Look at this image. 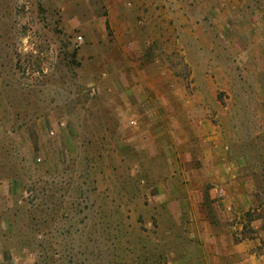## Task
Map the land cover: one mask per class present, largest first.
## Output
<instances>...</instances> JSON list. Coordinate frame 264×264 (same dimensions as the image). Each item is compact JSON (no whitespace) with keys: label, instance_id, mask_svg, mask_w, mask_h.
<instances>
[{"label":"rangeland","instance_id":"374dc122","mask_svg":"<svg viewBox=\"0 0 264 264\" xmlns=\"http://www.w3.org/2000/svg\"><path fill=\"white\" fill-rule=\"evenodd\" d=\"M138 71L235 121L251 198L207 207L221 233L168 222L170 188L218 197L154 157ZM242 238L264 264V0H0V264H233Z\"/></svg>","mask_w":264,"mask_h":264},{"label":"crops","instance_id":"0c3cea01","mask_svg":"<svg viewBox=\"0 0 264 264\" xmlns=\"http://www.w3.org/2000/svg\"><path fill=\"white\" fill-rule=\"evenodd\" d=\"M222 6L225 4L222 3ZM206 10H209V6ZM156 74L151 71H138V76L143 81L135 84L140 89L139 99L150 98L148 108L155 111V115L148 121L153 142L156 144L153 151L158 152L154 153V157L156 155L167 157L169 171L166 172L172 175L186 173L190 178L193 175L202 176V181L214 184L207 189L209 198L218 197V201H209L206 205L203 198L205 190L202 186L198 187V184L191 185L190 191L187 187L186 194L180 193L176 187L170 188L168 198L161 199L162 206L165 205L171 209L166 215L168 222L175 223L176 230L179 232L178 223L182 221V215H185L191 224L193 233H210V235L221 233L219 230L213 232L214 224L211 223V217H214V211L207 207L215 210L218 206L216 211L221 214L219 207L226 208L233 205L236 209L243 201L250 203L251 198V194L244 197L239 192L240 185L243 184L240 179L242 169L246 165L242 153L234 148V138L229 135V123L232 122L231 130L234 134L235 121L226 120L227 113L221 112V109L215 115L216 117L211 119L201 111L202 105H200L199 97L189 96L182 88L174 90L171 95L172 100H168L167 97L161 100L157 95V92H160L158 81H153ZM129 89L134 90L135 88L130 86ZM150 92H154V96H151ZM164 111L174 114L170 120L160 119L158 113L161 114ZM219 114L225 121H228V124L219 117ZM139 138L136 139L137 142H140ZM186 167L187 170L184 169ZM248 182V187L245 186V188L253 190L254 184L248 180L246 185ZM208 210L211 212L209 213ZM253 247L255 245L245 238L236 242L230 239V245L224 248V254L231 258L233 264H258L257 251L251 250Z\"/></svg>","mask_w":264,"mask_h":264}]
</instances>
